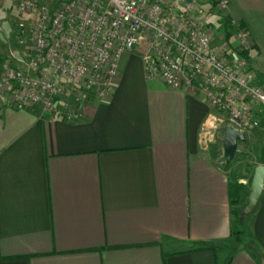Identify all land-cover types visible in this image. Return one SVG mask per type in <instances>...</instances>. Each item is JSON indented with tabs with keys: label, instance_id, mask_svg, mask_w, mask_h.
Returning a JSON list of instances; mask_svg holds the SVG:
<instances>
[{
	"label": "crops",
	"instance_id": "obj_1",
	"mask_svg": "<svg viewBox=\"0 0 264 264\" xmlns=\"http://www.w3.org/2000/svg\"><path fill=\"white\" fill-rule=\"evenodd\" d=\"M228 1L210 14L213 46L231 40L226 21L237 22L264 87V0ZM6 13L0 72L10 60L27 66L13 58L22 51L6 39ZM140 53L123 54L112 95L91 100L79 121L14 108L0 94V264H264V185L255 210L235 220L228 192L237 183L247 198L261 163L236 153L224 168L218 112L199 90L148 77ZM257 114L264 118V106ZM256 136L237 152L260 158ZM240 220L246 245L235 240Z\"/></svg>",
	"mask_w": 264,
	"mask_h": 264
},
{
	"label": "built area",
	"instance_id": "obj_2",
	"mask_svg": "<svg viewBox=\"0 0 264 264\" xmlns=\"http://www.w3.org/2000/svg\"><path fill=\"white\" fill-rule=\"evenodd\" d=\"M12 1L16 42L30 38L26 68L0 72V94L14 108L79 121L91 100L112 95L123 54L142 45L148 77L199 90L223 128L246 134L261 126L264 87L251 80L244 30L226 21L231 40L213 46L210 14L225 11L228 0Z\"/></svg>",
	"mask_w": 264,
	"mask_h": 264
},
{
	"label": "rangeland",
	"instance_id": "obj_3",
	"mask_svg": "<svg viewBox=\"0 0 264 264\" xmlns=\"http://www.w3.org/2000/svg\"><path fill=\"white\" fill-rule=\"evenodd\" d=\"M207 4L206 5L203 4L202 7H201V9H203L205 11L207 9V7H208ZM12 6H13V1L10 0V2L8 4V7L9 8L8 7L6 8L7 11L5 10V13L7 12L6 13L7 17L10 16V18H11L13 16V19H11L12 21L11 20L10 21H7L8 22V25H9V29H8L9 34L6 37V39H8L9 41H12L11 42L12 45H15V46L18 45L20 47L21 51H22V54H20V55L15 54L16 57H13V58H17V61H22V60L25 61L26 60V63H27L28 62V59H29V55H28L29 50H28V48L30 46V38L28 36L25 37L24 38L25 41H24L23 44H18L16 42V39H15L14 34H13V31L15 30L16 26H15V21H14V16L15 15L14 14L12 15V12H13V7ZM2 13H4V12H2ZM1 31H3V30H1ZM216 37H217V32H213L211 34L212 40L215 41V39H217ZM141 48H142V50H144L142 45H138V46L135 47V49H133L129 53H135L138 50L139 51H142V50H140ZM11 61L12 60H10V64H9L10 66L9 67L15 66V67L19 68L18 66H16L15 64H13V62H11ZM11 64H13V65H11ZM251 80H252L253 83H255L254 82V78H252ZM255 84L260 85L258 83H255ZM217 123L219 124L218 127H219V129L221 131V129H222L223 125H224L223 116L221 114L218 115V122ZM263 129H264V118L262 119L261 126L258 129L250 130V131H248L245 134L246 136L249 135L250 137H253V138L256 136V134L260 137V139H259L256 136V140L257 141L260 140L259 143H260V146H261V150H260L261 151V157L258 158V159L257 158L254 159L252 155L251 156L248 155V158H246L244 156L243 152H237V156L239 157L240 160L241 159H244V161H247L249 164L250 163H253L256 160V161H259L261 164H264V132H263ZM238 148H239L240 151H244L245 149H247V146H244V143H239L238 144ZM255 149L256 148H253L254 151H255ZM222 152H223V150H222ZM219 161H220L221 165H224L225 159H224L223 153L219 156ZM232 162H233V160L230 162L228 168L231 167ZM238 169L236 171H239ZM232 171L233 170H231L230 173L232 175V178H234L233 177L234 176V173H232ZM240 191H241V189H240ZM240 194L241 193L239 192L237 202L233 205L234 210L237 211V212H240L241 209L244 207V205L247 202L246 201L247 198H245V199L240 198ZM242 223H243L242 220H240L238 222H235V226L236 227H235V230H234V234H235V240L237 241L238 245H240V244L246 245L248 243V235L245 232V229H244Z\"/></svg>",
	"mask_w": 264,
	"mask_h": 264
},
{
	"label": "water",
	"instance_id": "obj_4",
	"mask_svg": "<svg viewBox=\"0 0 264 264\" xmlns=\"http://www.w3.org/2000/svg\"><path fill=\"white\" fill-rule=\"evenodd\" d=\"M246 141L244 132L226 126L223 128V156L226 162H231L237 153L239 143ZM264 185V164L257 165L250 180V191L247 197V203L240 211V216H248L258 205Z\"/></svg>",
	"mask_w": 264,
	"mask_h": 264
},
{
	"label": "trees",
	"instance_id": "obj_5",
	"mask_svg": "<svg viewBox=\"0 0 264 264\" xmlns=\"http://www.w3.org/2000/svg\"><path fill=\"white\" fill-rule=\"evenodd\" d=\"M226 36L229 35V27L227 26V22H226V31H225ZM230 162H224V168H227L229 166ZM241 186L237 183H231L229 184V197H230V203L231 205H234L237 202L238 199V195L240 192ZM240 212L235 211L234 209L231 211V217L233 220L237 219L240 214ZM201 249H210L213 252H216V250L221 249V246H214V245H201L200 247Z\"/></svg>",
	"mask_w": 264,
	"mask_h": 264
}]
</instances>
